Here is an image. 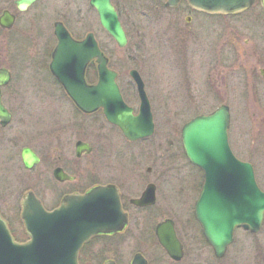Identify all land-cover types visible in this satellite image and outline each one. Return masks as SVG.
Here are the masks:
<instances>
[{"label":"rangeland","instance_id":"rangeland-1","mask_svg":"<svg viewBox=\"0 0 264 264\" xmlns=\"http://www.w3.org/2000/svg\"><path fill=\"white\" fill-rule=\"evenodd\" d=\"M41 2L42 0L36 3L28 11V15ZM112 2L127 36L125 47H119L101 27L88 0H57L54 9L58 11V19L66 23L72 35L81 37L93 33L110 58L112 67L120 72V82H130V69L139 72L151 103L154 133L145 140L128 143L120 133L111 135L110 125L97 119L95 122L104 124L100 135L107 146L104 149L103 145L100 157L97 152L99 146L95 147L93 155L97 156V162L94 169L97 173H110L117 169L125 179L147 176L157 184V200L149 211L129 208L131 218L128 229L123 234L113 238H93L87 246L92 254V264H100L107 258L127 264L135 252L161 253L163 249L152 232L154 225L165 217L174 220L178 235L186 243L188 251L195 250L199 232L194 219L193 203L199 177L197 171L181 156L180 130L190 118L212 111L221 102L218 92L216 93L217 76L222 70L223 64L220 61L229 57L227 53L231 50L230 46L236 49L237 54L233 68L236 96L222 101L229 102L231 106L229 135L232 145L245 144V139L248 142L249 133L254 126L252 121L256 120L251 113L255 112L256 116L262 114L251 103L248 108L244 106L239 95L240 90L242 94L240 87L245 70L244 52L250 45H264V9L260 1L235 16L212 17L195 13L188 23L184 21L187 15L183 11L184 7H167L164 5L165 0ZM4 7L5 3L0 0V12ZM29 20L23 33L18 28L13 34L0 31V64L10 62V69L17 82L14 85L24 92L23 105L34 110V119L48 115V111L41 108L38 100L43 96L54 95L53 101H58L54 106L50 105L51 109H56L59 105V122L69 123L72 118L70 103L61 96L62 90L53 85L50 76L37 68L36 53L39 51L26 49V45L40 43L35 28L38 21L33 26L35 19L30 16ZM125 96L131 104L137 105L133 90L125 91ZM261 108L264 109V106ZM61 110L65 112L61 113ZM95 117H91L92 120ZM262 140L258 138V143ZM236 149L239 151L238 146ZM3 163L0 159V169H4L0 173V203H14L16 196L24 193L29 182L25 181L18 162L13 164L12 169L8 167V171ZM147 167L151 168L149 173L146 171ZM255 167L257 178L261 180L264 161L256 163ZM141 185L140 182L139 189L133 188V192H125L126 196L138 194L142 189ZM63 188L65 185L60 184L59 189ZM139 217L140 223H137L135 220Z\"/></svg>","mask_w":264,"mask_h":264},{"label":"water","instance_id":"water-1","mask_svg":"<svg viewBox=\"0 0 264 264\" xmlns=\"http://www.w3.org/2000/svg\"><path fill=\"white\" fill-rule=\"evenodd\" d=\"M34 0H18L26 7ZM180 0H166V6H175ZM195 10L217 15H236L247 10L254 0H185ZM264 8V0H260ZM95 9L101 27L119 47H124L127 37L111 0H89ZM6 13V12H5ZM5 15L0 17L4 25ZM58 39L49 69L74 104L84 112L101 109L106 120L117 126L130 140L149 137L154 132V121L143 80L136 69L129 75L136 84L139 97L138 110L123 99L116 82L117 73L108 67V58L101 51L93 35L73 39L61 23L55 25ZM96 63L97 80L89 84L85 70ZM264 75V68L261 70ZM9 71L0 68V85L9 81ZM10 114L1 103L0 124L6 125ZM230 113L222 104L207 114H198L181 127L180 137L188 161L204 174L201 192L194 202V216L201 224L208 243L221 252L231 241L235 226L259 227L260 216L252 217L255 224L248 225V213L264 211V192L257 186L250 163L237 159L228 143ZM24 166L29 168L37 161L35 155L24 149ZM56 177L64 181L70 177L57 169ZM136 205L155 202V186L148 185L139 198L131 199ZM21 218L29 239L19 243L14 240L6 221L0 216V264H78V251L97 234L123 230L127 214L121 207L119 191L113 186H95L84 194L64 196L58 207L46 210L31 193L21 201ZM235 207H245L246 215L239 218ZM235 215L232 216V214ZM157 240L174 258L182 251L173 222L165 219L155 227ZM138 254L132 264H140ZM104 264H115L106 261Z\"/></svg>","mask_w":264,"mask_h":264},{"label":"flooded vegetation","instance_id":"flooded-vegetation-1","mask_svg":"<svg viewBox=\"0 0 264 264\" xmlns=\"http://www.w3.org/2000/svg\"><path fill=\"white\" fill-rule=\"evenodd\" d=\"M17 1L18 0H2V2L5 3V7L1 10L0 17L3 15L6 16L4 19V25L6 26L0 24V31H5L7 33L13 34L18 28L20 29L21 33H23V31H25L27 21H30V16L31 19H35L32 22L33 26L35 25L34 22L38 21L39 27L38 25H36L35 28L37 29V36L40 40V43L39 45H26V49L30 48L31 51L32 49H36L39 51L38 54L36 53V59L38 60L37 68L40 71L46 72L50 76L53 85L56 87L58 86V89L62 90L61 96L70 103L72 118L70 122L66 124H61L59 122V105L56 109H51V106H54V103H57L58 101H53V95L52 97L43 96L38 100L41 108H44L48 111V115L46 116H51V118H46V116L42 115L41 117H36V119H34V110L26 107V104L25 106L23 105L25 99L24 92L20 91L18 89V86H16L17 82L16 78H14L12 70L10 69V62L8 64L4 63V65L0 64V68H6L10 73L9 81L6 84L0 85L1 103L10 114L9 122L6 125L0 124V159L5 163L3 164L6 167V171H8V167L9 169H12L13 164L15 163L16 165V163L18 162L20 164V171H22V175L24 176L25 181L27 180L29 182V184L25 187L24 193L21 196L19 194L16 196V202L9 203L5 201L4 203H0V216L6 221L10 234L12 235L14 240L19 243H23L29 239L21 218V201L23 200L25 194L31 192L40 201L41 206L50 211L58 207L62 198L68 194H84L91 190L93 187L100 185L113 186L117 188L119 191L121 207L127 214V224L121 231L97 234L83 244V246L78 251V263L92 264V254L87 249V246L93 238L97 236H101L104 238H113L123 234L128 229L129 221L131 218L129 208H134L135 210L141 212L149 211L152 207L155 206L157 200V184L147 178V176L142 178L137 177L135 179L131 176L130 178L125 179L118 172V170L115 169L116 167H114L115 172L110 171V173H104L102 171H99L97 173V171H95L94 167L95 163L97 162V156L95 157V154L93 155L95 147L99 146L97 147V152L99 153L98 156L100 157V155H102L103 145L104 149H106L107 146L105 139H103V137H101L100 135V130H103L104 124H108L111 128V135L113 133L119 135L120 133L128 143L139 142L149 137L130 141L123 136L122 132L117 126L109 123L106 120L101 109H97L94 112L88 113L82 111L74 104V102L70 99V97L67 95L57 79L52 75L49 69V64L52 60V53L56 45L58 44V39L55 35V25L56 23H61L68 31L69 35L75 40H81L87 34L81 37L72 35L66 23L63 20L58 19V11L54 9L56 7L55 1L57 0H42L40 5L37 6L34 9V12L30 15H28V11H30L40 0H34L26 7H21L17 3ZM257 1L259 2L260 0H255L254 4ZM179 5H182L184 7L183 11L187 13L184 18V21L186 23L191 21L192 16L195 13H201L203 15L212 17L219 16L193 10L184 1L179 2L175 7H178ZM89 6L91 9H93L90 4ZM98 45L100 44L98 43ZM230 48L231 50H228L227 54L231 58L227 57L224 59V61H220L223 65L221 64L222 70H220V73L217 76L218 82L216 93L218 92V99L221 100L218 106L222 104L228 106L231 123V106L229 102L225 103L222 101L224 99L230 100L231 98L236 96L235 91L237 87L234 85L233 81V68L236 65L235 57L237 54L236 49H234L233 46H230ZM100 49L104 52V49H102L101 47ZM244 56L245 58L243 60V65L245 66V70L243 82L240 87L242 89V94L240 90L239 95L244 101V106H247L248 108L249 104L251 103L252 106H255L257 108L258 112H260L261 110L262 114L256 116L255 112L251 113L252 116H255L256 120L253 119L252 121L254 126L249 133L248 142L245 139V144L232 145L229 135V123L228 143L232 153L237 159L248 162L252 165L256 184L260 188V190L264 192V170L262 169L263 171L261 173V180H258L255 169L256 163H261L264 161V156H262V154H264V109L261 108L264 106V75L261 73V70L264 68V45H250L249 48L245 50ZM91 65L95 67V81L97 80L96 63H89L85 70V78L87 83L89 84L95 82H90L87 79L88 68ZM116 72V81L123 99L128 105L133 107L134 111L136 112L138 110L140 102L136 84L131 77L128 84H123L122 82H120V72H118L117 70ZM14 83H16V85H14ZM129 90H133L136 95L137 105L135 106L131 104L125 96V91L127 92ZM220 95L222 97H220ZM44 99L48 101H45ZM149 104L151 109L150 100ZM63 112L65 111L61 110V113ZM94 115L96 117L92 120L91 117H94ZM97 119L103 120L105 123L99 124L95 122L98 121ZM258 138L263 139L261 143H258ZM236 146H238L239 151H237ZM24 149L28 150L37 158V161L33 163L29 168H26L24 166L22 160V152ZM180 149L181 156L185 159L186 163L197 171L199 177L197 183V199L204 183L203 171L200 168L192 165L188 161L184 154L181 140ZM57 169H61L70 178L64 181L59 180L56 177ZM1 170L4 171V169L1 168L0 173ZM146 171L149 173L151 171V168L147 167ZM131 175L134 174L131 173ZM101 177H103L104 179H101ZM140 182L142 184V189L139 191V193L133 197H127L125 192H129V190L133 192L134 189H139ZM60 184H64L65 188L60 190ZM150 184H153L155 186V202L153 204L141 206L132 203L131 199L139 198L145 188ZM182 188L184 190V187ZM244 208L245 207H235L236 211H238L237 216L239 218H243L246 215V210ZM235 215L236 213L234 215L232 214V216L234 217ZM257 215L260 216L259 227L255 230H251L250 228H245L243 223L235 226L232 232L231 241L224 247L221 252L216 251L208 243L203 234L201 224L196 220L195 216L194 219L199 235L194 251H188L186 243L183 242L178 235L174 220L170 217H165L159 222L165 219L172 220L175 234L182 248L179 257L174 258L173 255L165 251L159 244L157 236L155 234V227L159 223L157 222L153 227L152 234L153 236H155L157 243L163 249V251L161 253L151 254L135 252L131 257V260L127 264H132L133 258L137 254L141 256L139 261L140 264H264V211H261L259 209H256L254 213L250 211L248 213V216L250 218L247 219V224L253 226L255 222L253 221L252 217L255 218ZM139 220L140 217L135 221H137V223H140ZM150 255H153V257H150ZM109 260L113 261L115 264H121L113 258L104 259L100 264H104Z\"/></svg>","mask_w":264,"mask_h":264},{"label":"trees","instance_id":"trees-1","mask_svg":"<svg viewBox=\"0 0 264 264\" xmlns=\"http://www.w3.org/2000/svg\"><path fill=\"white\" fill-rule=\"evenodd\" d=\"M102 49H104L102 47V45H100ZM105 51V50H104ZM109 58V57H108ZM109 62H110V58H109ZM110 67H112V64H110ZM96 77V72H95V67L93 65L89 66L88 68V72H87V79L90 82H93L95 80Z\"/></svg>","mask_w":264,"mask_h":264}]
</instances>
